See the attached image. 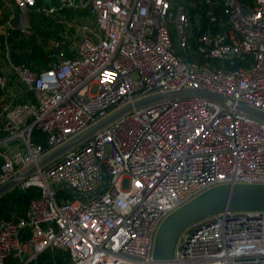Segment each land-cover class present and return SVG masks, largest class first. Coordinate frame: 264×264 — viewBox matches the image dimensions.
<instances>
[{
    "label": "built area",
    "instance_id": "2783aa9c",
    "mask_svg": "<svg viewBox=\"0 0 264 264\" xmlns=\"http://www.w3.org/2000/svg\"><path fill=\"white\" fill-rule=\"evenodd\" d=\"M67 9L92 23L68 26ZM42 18L56 29L40 40L45 64L14 62L12 30L38 35ZM0 36V186L35 165L13 188L41 191L0 220V264L37 263L49 251L69 253L68 264H156L158 231L175 211L216 187L264 185V119L201 95L134 107L39 165L160 93L208 90L264 112V0H0ZM102 166V193L71 199L53 186L91 193ZM172 263L264 264V209L191 223Z\"/></svg>",
    "mask_w": 264,
    "mask_h": 264
},
{
    "label": "water",
    "instance_id": "95a60500",
    "mask_svg": "<svg viewBox=\"0 0 264 264\" xmlns=\"http://www.w3.org/2000/svg\"><path fill=\"white\" fill-rule=\"evenodd\" d=\"M47 4H51V0H45ZM19 14L11 20L12 25H16L19 20ZM188 95H201L208 98H212L229 105H236L241 110L248 112L254 116L264 119V112L248 106L245 103L235 101L229 97L218 94L216 92L208 90L198 89H182L177 91H171L166 93H160L152 95L143 99L135 101L133 104H127L124 107L113 112L99 123L89 128L82 133L76 139L63 145L57 150L48 154L43 158L39 165H44L48 161L59 156L72 146H75L79 142L93 135L98 130L102 129L112 121L126 114L134 107L142 106L152 103L154 101L175 98ZM36 169V166H31L25 171L17 174L16 177L0 186V197L10 189H12L19 181L24 179L30 173ZM102 185L91 193L80 194L75 188L65 182H61L60 185L67 189L73 195L82 197H91L95 194L104 192L108 186V173L105 166H102ZM243 209H264V185L254 184H232L223 185L211 189L204 194L200 195L196 199L187 203L177 211H175L160 227L157 235L155 256L158 262L156 264H173L172 259L174 256V246L177 237L180 232L193 222H196L204 217L221 212L224 210H243Z\"/></svg>",
    "mask_w": 264,
    "mask_h": 264
},
{
    "label": "trees",
    "instance_id": "16d2710c",
    "mask_svg": "<svg viewBox=\"0 0 264 264\" xmlns=\"http://www.w3.org/2000/svg\"><path fill=\"white\" fill-rule=\"evenodd\" d=\"M66 16L77 15V12L67 9L65 11ZM84 14V12H82ZM53 20H46L44 18L39 19L36 23L35 28L38 35L31 36L29 38L19 36L17 31L12 30L10 42H11V55L12 59L16 63L24 62L31 67H42L45 64V51L41 41L47 40L48 37L52 36L56 29L54 28ZM41 37H40V36ZM3 44V40L1 42ZM35 138L38 142H42V139L37 136L35 132ZM2 159L0 158V165ZM40 189L32 187L26 192L21 191L18 187L12 188L5 192L0 197V220L9 219L13 214H23L30 200L40 194ZM70 194V193H69ZM69 253H62L61 251L46 252L39 257L37 263L33 262L30 264H68Z\"/></svg>",
    "mask_w": 264,
    "mask_h": 264
},
{
    "label": "rangeland",
    "instance_id": "374dc122",
    "mask_svg": "<svg viewBox=\"0 0 264 264\" xmlns=\"http://www.w3.org/2000/svg\"><path fill=\"white\" fill-rule=\"evenodd\" d=\"M72 10V9H71ZM73 11H75V12H77V15H75V16H71V17H67L66 16V13H64V19L65 20H68L71 24H69L68 26H70V27H72V25H75V24H77L76 25V28L78 27V26H81V25H90L92 22L90 21V20H88L87 18L85 19V22H82L83 20H80L79 21V19H73V18H78V17H80L81 15H83V13L81 12L82 10H79V9H77V10H73ZM81 12V13H80ZM33 17V20H36V19H38L39 17L37 16V15H33L32 16ZM83 18H85V17H83ZM70 19H73V20H70ZM90 21V22H89ZM72 28H70V30H71ZM70 30H69V32H70ZM49 40V39H48ZM47 40V41H48ZM106 152L107 153H110L111 152V147H110V145H107L106 146ZM53 186L56 188V189H61L60 191V194L61 195H63L64 193H66L68 190L67 189H65L64 187H61L59 184H53ZM124 187H127V183L125 182L124 183ZM69 192V191H68ZM70 193V192H69ZM67 193L68 194V197L69 198H71V199H73V198H75V195H73L72 193Z\"/></svg>",
    "mask_w": 264,
    "mask_h": 264
},
{
    "label": "crops",
    "instance_id": "0c3cea01",
    "mask_svg": "<svg viewBox=\"0 0 264 264\" xmlns=\"http://www.w3.org/2000/svg\"><path fill=\"white\" fill-rule=\"evenodd\" d=\"M2 37L0 36V68H3V64H5V61L3 59V53H2V47L3 45H1V42H2Z\"/></svg>",
    "mask_w": 264,
    "mask_h": 264
}]
</instances>
